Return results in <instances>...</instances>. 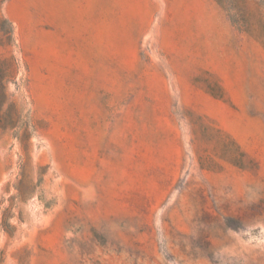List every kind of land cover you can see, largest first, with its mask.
Wrapping results in <instances>:
<instances>
[{
	"label": "rangeland",
	"instance_id": "374dc122",
	"mask_svg": "<svg viewBox=\"0 0 264 264\" xmlns=\"http://www.w3.org/2000/svg\"><path fill=\"white\" fill-rule=\"evenodd\" d=\"M0 81V264H264V0H0Z\"/></svg>",
	"mask_w": 264,
	"mask_h": 264
},
{
	"label": "trees",
	"instance_id": "16d2710c",
	"mask_svg": "<svg viewBox=\"0 0 264 264\" xmlns=\"http://www.w3.org/2000/svg\"><path fill=\"white\" fill-rule=\"evenodd\" d=\"M2 81V80H1ZM0 81V86H2V82Z\"/></svg>",
	"mask_w": 264,
	"mask_h": 264
}]
</instances>
